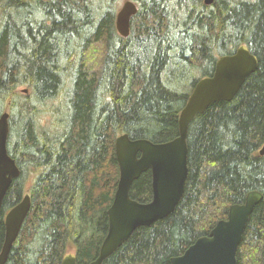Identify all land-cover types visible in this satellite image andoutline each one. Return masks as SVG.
Masks as SVG:
<instances>
[{"label": "trees", "instance_id": "obj_1", "mask_svg": "<svg viewBox=\"0 0 264 264\" xmlns=\"http://www.w3.org/2000/svg\"><path fill=\"white\" fill-rule=\"evenodd\" d=\"M113 1L0 0V110L8 106V152L20 168L3 200L0 252L7 212L26 194L32 203L6 264H62L70 247L77 264L95 260L120 177L117 137L175 139L197 82L241 46L258 67L232 100L190 122L175 210L138 227L102 264H172L231 205L264 195V0H131L128 37L117 32ZM35 99L61 105L43 123ZM130 196L152 199L150 170ZM236 264H264V199Z\"/></svg>", "mask_w": 264, "mask_h": 264}, {"label": "water", "instance_id": "obj_2", "mask_svg": "<svg viewBox=\"0 0 264 264\" xmlns=\"http://www.w3.org/2000/svg\"><path fill=\"white\" fill-rule=\"evenodd\" d=\"M211 4L214 0H204ZM137 5L126 0L116 15V29L122 37L130 35L132 16ZM258 67V60L247 46L234 54L218 58L212 75L201 78L179 116V135L170 141L152 142L131 139L128 134L117 137L116 158L120 177L111 206L108 209L109 229L98 256L88 264H102L116 249L127 241L141 226L151 225L171 214L180 202L188 176V130L193 118L204 113L217 101H230L246 78ZM27 92V89H24ZM9 112L0 114V213L3 200L20 168L8 152L10 134ZM264 156V145L259 150ZM150 170L152 173V199L140 202L130 196L135 180ZM264 195L258 190L247 194L242 204H233L227 218L219 220L208 235L198 238L183 254L173 257L172 264H236L237 250L254 208ZM31 197L26 194L5 216V240L0 252V264H6L13 243L31 209ZM62 264H77L68 254Z\"/></svg>", "mask_w": 264, "mask_h": 264}, {"label": "rangeland", "instance_id": "obj_3", "mask_svg": "<svg viewBox=\"0 0 264 264\" xmlns=\"http://www.w3.org/2000/svg\"><path fill=\"white\" fill-rule=\"evenodd\" d=\"M126 0H114L113 1V6H114V9L116 11V13L121 9L123 3L125 2ZM26 87H20V89H25ZM26 93H29V90L28 92ZM33 104L36 105V108L38 110V120H41L43 121V123L46 121V119L48 118V115H50V110L54 107V106H60L61 105V100H48L46 103H42V102H39L37 101L36 99L33 101ZM9 111L8 110V106L5 108V111ZM4 112L3 110H0V113ZM259 154V153H258ZM75 252V249L73 247H70V249L68 250V253L67 254H73Z\"/></svg>", "mask_w": 264, "mask_h": 264}]
</instances>
